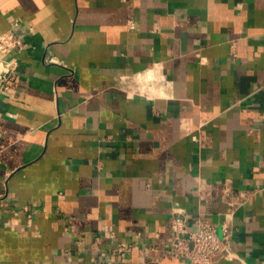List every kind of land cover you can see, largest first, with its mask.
Returning a JSON list of instances; mask_svg holds the SVG:
<instances>
[{"label": "crops", "instance_id": "0c3cea01", "mask_svg": "<svg viewBox=\"0 0 264 264\" xmlns=\"http://www.w3.org/2000/svg\"><path fill=\"white\" fill-rule=\"evenodd\" d=\"M13 27L0 264H188L178 209L264 264V0H0Z\"/></svg>", "mask_w": 264, "mask_h": 264}, {"label": "built area", "instance_id": "2783aa9c", "mask_svg": "<svg viewBox=\"0 0 264 264\" xmlns=\"http://www.w3.org/2000/svg\"><path fill=\"white\" fill-rule=\"evenodd\" d=\"M25 42L14 27L0 33V63L3 65L0 91L10 87L18 65L17 59L8 60L7 55L23 49ZM171 231L172 241L167 250L185 258L188 264H213L217 258L226 256L224 249L230 234L228 225H225L224 235L220 236L209 220L198 218L191 224L184 210L178 209L171 216Z\"/></svg>", "mask_w": 264, "mask_h": 264}, {"label": "rangeland", "instance_id": "374dc122", "mask_svg": "<svg viewBox=\"0 0 264 264\" xmlns=\"http://www.w3.org/2000/svg\"><path fill=\"white\" fill-rule=\"evenodd\" d=\"M2 70H3V65L0 63V75L2 73Z\"/></svg>", "mask_w": 264, "mask_h": 264}]
</instances>
